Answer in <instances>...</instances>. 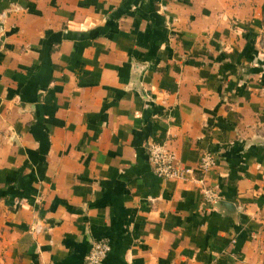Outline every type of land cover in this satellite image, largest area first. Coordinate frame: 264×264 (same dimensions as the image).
I'll return each mask as SVG.
<instances>
[{"label":"crops","instance_id":"0c3cea01","mask_svg":"<svg viewBox=\"0 0 264 264\" xmlns=\"http://www.w3.org/2000/svg\"><path fill=\"white\" fill-rule=\"evenodd\" d=\"M196 171L162 179L148 146ZM264 264V0H0V264Z\"/></svg>","mask_w":264,"mask_h":264},{"label":"built area","instance_id":"2783aa9c","mask_svg":"<svg viewBox=\"0 0 264 264\" xmlns=\"http://www.w3.org/2000/svg\"><path fill=\"white\" fill-rule=\"evenodd\" d=\"M149 161L156 175L162 179H188L194 171L178 164L176 155L167 150L163 145L152 143L148 146ZM217 166V156L212 151H205L200 157L196 175L193 181L201 189L203 200L206 204L216 205L220 201L218 188L210 184V173ZM111 248L105 240L98 241L92 245L84 264H102Z\"/></svg>","mask_w":264,"mask_h":264}]
</instances>
